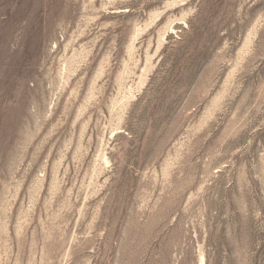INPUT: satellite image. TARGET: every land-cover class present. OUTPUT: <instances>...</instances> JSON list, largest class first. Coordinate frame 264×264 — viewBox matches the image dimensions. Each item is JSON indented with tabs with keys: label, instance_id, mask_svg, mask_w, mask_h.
Listing matches in <instances>:
<instances>
[{
	"label": "rangeland",
	"instance_id": "rangeland-1",
	"mask_svg": "<svg viewBox=\"0 0 264 264\" xmlns=\"http://www.w3.org/2000/svg\"><path fill=\"white\" fill-rule=\"evenodd\" d=\"M0 264H264V0H0Z\"/></svg>",
	"mask_w": 264,
	"mask_h": 264
}]
</instances>
